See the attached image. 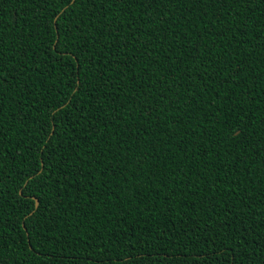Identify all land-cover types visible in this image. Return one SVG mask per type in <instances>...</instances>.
Masks as SVG:
<instances>
[{
    "label": "trees",
    "instance_id": "1",
    "mask_svg": "<svg viewBox=\"0 0 264 264\" xmlns=\"http://www.w3.org/2000/svg\"><path fill=\"white\" fill-rule=\"evenodd\" d=\"M0 264H264V0H0Z\"/></svg>",
    "mask_w": 264,
    "mask_h": 264
},
{
    "label": "water",
    "instance_id": "2",
    "mask_svg": "<svg viewBox=\"0 0 264 264\" xmlns=\"http://www.w3.org/2000/svg\"><path fill=\"white\" fill-rule=\"evenodd\" d=\"M37 204H38V201H37V199H35V206H37Z\"/></svg>",
    "mask_w": 264,
    "mask_h": 264
}]
</instances>
